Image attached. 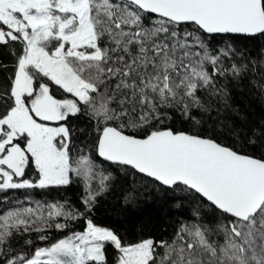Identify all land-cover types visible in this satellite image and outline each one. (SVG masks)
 <instances>
[{
  "label": "snow or ice",
  "instance_id": "obj_1",
  "mask_svg": "<svg viewBox=\"0 0 264 264\" xmlns=\"http://www.w3.org/2000/svg\"><path fill=\"white\" fill-rule=\"evenodd\" d=\"M244 81L264 97V0H0V193L81 189L0 211V264H264V126L219 119ZM117 173L190 215L98 224Z\"/></svg>",
  "mask_w": 264,
  "mask_h": 264
},
{
  "label": "trees",
  "instance_id": "obj_2",
  "mask_svg": "<svg viewBox=\"0 0 264 264\" xmlns=\"http://www.w3.org/2000/svg\"><path fill=\"white\" fill-rule=\"evenodd\" d=\"M258 47L259 44L249 43V49L253 52ZM5 59L9 58L5 55ZM229 105L230 107L225 109L219 117L223 123L238 127L243 132L264 126V97L257 90L249 87L247 81L239 86H230ZM221 134L227 136V130L222 129ZM247 149L256 155L264 152V146L259 142L256 145L247 146ZM116 176L114 188L100 200L92 213V217L98 224L114 228L130 240L148 237L160 239L170 236L177 223L190 215L191 204L187 199L182 201V208H176L173 202L180 199L178 196L168 192L162 196L158 195L140 176L133 178L123 173H117ZM132 188L137 189L139 201L128 205L123 197ZM65 194L74 203H78L81 189L79 186L61 189L59 196L56 191L0 193V201H3L0 203V211L16 205L18 201L21 204L27 199L51 201ZM5 196L7 200H4ZM82 227V223L77 225V228ZM54 235L60 236L62 233H54Z\"/></svg>",
  "mask_w": 264,
  "mask_h": 264
}]
</instances>
